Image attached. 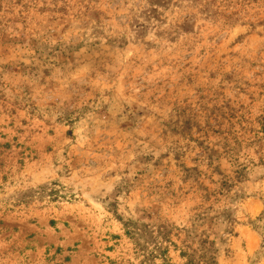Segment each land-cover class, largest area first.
<instances>
[{
  "label": "rangeland",
  "instance_id": "1",
  "mask_svg": "<svg viewBox=\"0 0 264 264\" xmlns=\"http://www.w3.org/2000/svg\"><path fill=\"white\" fill-rule=\"evenodd\" d=\"M0 264H264V0H0Z\"/></svg>",
  "mask_w": 264,
  "mask_h": 264
}]
</instances>
